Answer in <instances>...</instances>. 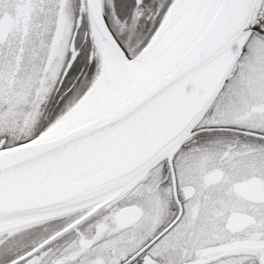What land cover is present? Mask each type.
<instances>
[{
  "label": "snow or ice",
  "instance_id": "6c2138e0",
  "mask_svg": "<svg viewBox=\"0 0 264 264\" xmlns=\"http://www.w3.org/2000/svg\"><path fill=\"white\" fill-rule=\"evenodd\" d=\"M0 264H264V0H0Z\"/></svg>",
  "mask_w": 264,
  "mask_h": 264
}]
</instances>
